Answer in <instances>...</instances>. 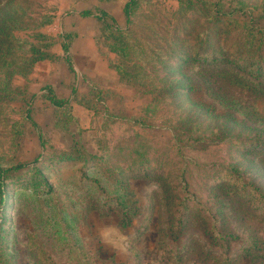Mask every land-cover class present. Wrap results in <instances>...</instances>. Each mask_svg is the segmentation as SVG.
<instances>
[{
  "label": "rangeland",
  "instance_id": "obj_1",
  "mask_svg": "<svg viewBox=\"0 0 264 264\" xmlns=\"http://www.w3.org/2000/svg\"><path fill=\"white\" fill-rule=\"evenodd\" d=\"M216 1L137 0L127 24L128 0H0V264H264V18L257 53L239 28L264 0ZM67 4L90 13L78 16V72ZM116 25L130 26L125 55ZM32 47L53 61L13 71ZM212 48L258 61L238 86L192 60ZM145 77L193 90L152 102ZM238 162L234 203L219 176L236 179ZM101 223L130 237L126 254L97 240Z\"/></svg>",
  "mask_w": 264,
  "mask_h": 264
},
{
  "label": "trees",
  "instance_id": "obj_2",
  "mask_svg": "<svg viewBox=\"0 0 264 264\" xmlns=\"http://www.w3.org/2000/svg\"><path fill=\"white\" fill-rule=\"evenodd\" d=\"M137 0H128V2L126 3V5L124 6V15L126 17V21L127 24L130 21V15L133 12V10L135 9V4H136ZM135 3V4H133ZM209 3L211 4V6H216L218 5V2L216 0H209ZM256 9L254 8H247L246 10H244V19L245 21L243 23H241V27L240 30L243 33L242 35L244 36V38H247V42L250 44V46H252L253 50L256 52V50H259V47L261 48L263 45L260 43L261 41V37H260V33H262V30L257 26L254 25L255 22H258L259 19L264 18V14H257L255 12ZM264 12V10H263ZM90 13L88 12H84L82 13V16H88ZM130 26L127 27V25H125L124 27L121 26H115L113 29L114 31L117 32V36L115 37L114 41L115 44L113 47L114 51L119 53H122L123 55L127 54L131 49L134 48V46H128V39L125 37L129 31ZM215 33V32H213ZM218 35H221V32L218 33ZM125 37V38H124ZM3 39H0V41L2 42ZM143 47H145L144 45H142ZM220 47V46H219ZM256 47V50H255ZM2 48L7 51L9 49L6 48L5 45L2 46ZM67 48V47H66ZM212 49H216L213 50L212 52H210L211 55L208 54H196V56L192 59L194 60V62L198 63V65H206V66H210L214 68L213 73L211 74L212 76L215 75L216 76H220L223 73H228V75L226 76L228 78V80H233V82L239 86L240 82H239V74L238 71L239 70H245V66L244 64L250 63V68L253 67L254 64L257 63V58L253 60V58H251L249 55H247V53H245L244 51L242 52H234L232 54H229L227 51H220L217 48H212ZM31 51L34 53H37L38 55H36V57L34 59L30 58V59H26L18 68L16 69H12L13 71H18L20 72V68L21 66H25L27 67V73L28 72H32V70L34 69V66L36 65V63L41 62V61H53V57L51 55H48L47 53H45V51H42L40 49H36V48H31ZM145 51L147 52L148 49L145 47ZM257 53V52H256ZM0 57L1 58H5V54L0 50ZM125 65V64H124ZM202 66V65H201ZM173 67V65H172ZM244 67V68H243ZM118 71L121 74H125L122 70L121 66H117ZM246 71V70H245ZM21 73V72H20ZM130 74V75H129ZM218 74V75H217ZM261 74V72L257 75L259 76ZM127 77L129 78L128 81H132V79H135V74L132 73L131 71H129V73L126 74ZM222 78V77H220ZM181 80L182 79H173L172 82H170V86H167L169 84L168 81H166L163 85L161 84H156L153 81H149L148 77L141 79L138 82L137 85H141L142 89H143V93L148 94V96L152 97V102L156 99H160L158 98L163 97V92H166L168 90H172V91H176V90H183V92L186 91L190 92L191 90H193V86L191 85L190 80H188L187 78H184L183 80L189 81L190 84H188V86H186L184 88V86L181 85ZM214 82H217V79H214ZM219 82V81H218ZM231 82V81H230ZM188 83V82H187ZM261 83V81H260ZM184 88V89H182ZM51 93V91H50ZM154 96V98H153ZM54 96H52V98L50 99L51 102L53 103L52 105L54 107H62L66 104V102L64 100H58L57 98H53ZM156 98V99H155ZM154 99V100H153ZM79 103V102H78ZM156 103V102H155ZM157 104V103H156ZM84 105V104H83ZM207 111V110H206ZM193 140H198V137L195 136H191ZM264 145V143L259 144V146ZM262 148V147H261ZM259 164V163H258ZM22 165L16 166L13 169H21ZM232 168L235 170L233 171V173L238 172L239 168H240V162H238L237 164L233 165ZM5 170H3L1 172V174L4 172ZM236 174V173H235ZM234 175V174H233ZM237 175V174H236ZM229 175H226V177H228ZM226 177H221L219 176V180L220 183H222L225 186V191L226 193H231V195H233L234 197L236 196L237 198L234 199V203H238V201H240V192L236 191V189L234 188L235 186L237 187V182H235L238 178H240V175L236 176V179H232V177L230 178H226ZM0 193H1V204L3 205L4 203V197L2 196V194H4L3 190H2V186H1V182H0ZM238 189H240L239 187H237ZM236 191V192H234ZM242 202H248V201H242ZM219 209H223L221 205H219ZM187 222L185 223V225L187 226ZM205 233L207 235V230H205ZM211 233L208 232V235H210ZM227 237H232L231 235H228L226 237H222L221 240H224ZM259 249L258 246L254 247V250H251V248H247V250L245 251L246 256H248L249 258H251L255 252V250Z\"/></svg>",
  "mask_w": 264,
  "mask_h": 264
},
{
  "label": "clouds",
  "instance_id": "obj_3",
  "mask_svg": "<svg viewBox=\"0 0 264 264\" xmlns=\"http://www.w3.org/2000/svg\"><path fill=\"white\" fill-rule=\"evenodd\" d=\"M117 135H123L125 126H120L119 129H114ZM114 147V144L112 145ZM155 190V185L150 183L144 189V196L150 195ZM96 238L97 240L110 247L115 253L126 254L130 248V237L122 231L121 227L117 223L110 224H98L96 226Z\"/></svg>",
  "mask_w": 264,
  "mask_h": 264
},
{
  "label": "crops",
  "instance_id": "obj_4",
  "mask_svg": "<svg viewBox=\"0 0 264 264\" xmlns=\"http://www.w3.org/2000/svg\"><path fill=\"white\" fill-rule=\"evenodd\" d=\"M66 9H71V14H72V16L74 17V19H77L76 21H77V24L76 25H74V26H71L70 27V29L68 30V28L67 27H63V28H61V30H62V32H68V31H70V32H72L73 34H74V44H73V48L71 49V53L72 54H75V61H76V66H77V68H75L76 70H77V72H78V33H80L82 30H83V32H84V28H82V27H78V16H79V19H81L82 18V16L78 13V9H76L75 10V8H73L71 5H66ZM83 19V18H82ZM82 28V29H81ZM87 58V57H86ZM75 66V67H76Z\"/></svg>",
  "mask_w": 264,
  "mask_h": 264
}]
</instances>
